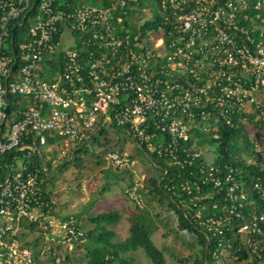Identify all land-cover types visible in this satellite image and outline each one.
<instances>
[{"label": "built area", "instance_id": "2783aa9c", "mask_svg": "<svg viewBox=\"0 0 264 264\" xmlns=\"http://www.w3.org/2000/svg\"><path fill=\"white\" fill-rule=\"evenodd\" d=\"M34 2L0 0V264H34L17 237L23 220L38 224L24 229L40 233V252L71 264L51 246L71 250L83 231L43 199L45 151L57 143L47 136L76 146L104 128L184 173L179 208L212 244V259L264 264V152L255 146L260 157L248 160L262 172L250 183L218 162L215 148L222 126L264 119V104L255 110L264 96V0H37L12 71L9 23ZM11 95L27 103L11 109ZM104 159L135 165L126 149H108ZM144 179L133 174L124 188L138 210Z\"/></svg>", "mask_w": 264, "mask_h": 264}, {"label": "rangeland", "instance_id": "374dc122", "mask_svg": "<svg viewBox=\"0 0 264 264\" xmlns=\"http://www.w3.org/2000/svg\"><path fill=\"white\" fill-rule=\"evenodd\" d=\"M76 4L94 5L99 0H73ZM74 4V3H73ZM151 10H157V4L151 3ZM144 16H142L143 18ZM30 22V18L28 19ZM264 103V102H263ZM246 130L250 139L255 138L256 128L254 125H247ZM105 137L108 139L107 145H103ZM46 145H41L44 149ZM76 146L71 141L65 140L62 143L47 148L45 151L51 166L46 176V191L52 202V209L58 216L66 214H75L76 207L81 206L78 214L74 215L82 231L86 232L89 227L94 226L86 215L91 217L95 212L103 211V208L109 211H115L119 214V219L115 224L107 225L117 234L114 240H120L128 233V217L137 209L133 203L124 195V188L127 186V175L121 174L118 178L113 175L105 176L106 171L111 169L115 174L113 166L109 165L104 159L106 148H122L131 152L135 157V165L130 169L131 174H144L145 177H151L158 174L153 164L144 156L141 149L131 146L126 142V137L120 132H114L104 128L96 133L94 138L86 140L80 149L75 150ZM250 150L252 146L248 147ZM256 148L264 151V128L260 130L259 140L256 142ZM216 151L212 149L211 156H215ZM214 159V157H212ZM211 158V159H212ZM67 159L69 162H64ZM97 161L99 163H97ZM60 163L61 166H58ZM66 165L62 168V165ZM143 209L147 211L151 221V240L160 249L163 250L164 264H183L180 258L189 259L196 251L198 245L195 242L197 232H187L177 227V214L169 208L168 200L162 198L158 201L160 195L146 196L140 193ZM87 208V209H86ZM36 236V233L27 234L23 240H29ZM40 251L42 245L39 244ZM72 264H85L84 246L73 245ZM63 250H66L63 247ZM132 256L138 264H152L149 258L143 253L142 249L133 251ZM34 264H55L47 255L40 252ZM191 259V258H190ZM190 259L188 261H190ZM185 264H188L186 262ZM206 264H226L221 258H209Z\"/></svg>", "mask_w": 264, "mask_h": 264}, {"label": "trees", "instance_id": "16d2710c", "mask_svg": "<svg viewBox=\"0 0 264 264\" xmlns=\"http://www.w3.org/2000/svg\"><path fill=\"white\" fill-rule=\"evenodd\" d=\"M110 0H99L97 4L94 5H107ZM74 3V4H73ZM63 4H72V5H80L73 2V0L65 1L63 0ZM22 16L9 23V29L11 27L20 22ZM151 24V20H145L144 25L148 26ZM28 28V20L20 26L15 35L14 42L16 46L24 39V34ZM10 39V38H9ZM10 54L9 50H7ZM47 63H51V60H48ZM259 100V106L255 109L258 112L262 108V104H264V96L258 94L257 96ZM9 103L11 109H15L19 107L21 104H25L26 99L11 95L9 97ZM242 115H246V113H242ZM248 115V114H247ZM253 117V115H250ZM256 128L255 138L250 139L246 130V125L244 123H240L238 125H224L221 127V136L215 142V148L218 152V156L216 160L221 164H227L235 170L236 176L241 178L248 179V182H254L257 175L262 174L259 170L257 164L248 163V160H258L260 157L259 152H255L256 142L260 137V130L264 128V119H257L254 124ZM62 136L56 135L55 137L47 136L48 143L57 142L60 144L62 140ZM94 138V136L92 137ZM108 139L105 137L103 145H107ZM83 144H78L74 148L78 150L81 148ZM252 146L251 150L248 148ZM137 148V147H136ZM114 149V148H106ZM140 149V148H138ZM142 149L148 153L149 157H146L151 161L154 166V169L158 171V174L145 177L144 185L142 188L138 190L139 193L146 196L160 195L158 201H161L162 198H166L168 200L169 208L173 209L177 214V227L182 230H186L187 232H197V237L195 242L198 247L196 251L189 257L180 258V261L185 264H206L208 259L211 258L210 251L212 249V244L206 243L205 237L197 224L193 221L188 220L182 210L179 208V198L186 197V192L181 190L179 184L185 178L183 172H180L177 167L168 165V159L166 157L158 156L154 151H147L146 147L143 145ZM118 150H123L122 148H118ZM143 152V151H142ZM264 152V151H263ZM131 159L135 160V157L132 153H130ZM64 162H69V160L65 159ZM100 162V161H99ZM97 161V163H99ZM40 162L36 161V165L40 167ZM60 163L58 166H61ZM66 165H62V168ZM50 162L46 160L47 172L46 174L41 173V177L43 178L42 182V196L43 199L47 202L48 208H50V212L53 214L52 202L49 197V192L46 191V176L48 173V169H50ZM116 170L115 174L108 169L105 173L106 177L113 175L114 178H118L121 174L127 175V182L132 178V174L130 169L127 167H113ZM4 165L1 170L4 171ZM65 216L64 218L68 217ZM90 220L94 223V226L87 230L83 231V241L76 242L74 245L78 247L79 245L84 246V258L85 264H138L133 256L132 252L137 249H142L143 253L147 258L152 262V264H164V254L163 250L158 248L151 240V221L148 217V213L144 209H140L133 212L129 217V227H128V235L121 241H115L114 238L116 233L113 229L107 227V225L115 224L119 219V214L115 211H107L101 212L89 217ZM79 225V224H78ZM22 228L20 229L17 237L25 246L31 247L33 249L34 263L38 260V256L40 253V245L42 241V237L40 233H36V236L29 240H23V238L29 234L25 231L24 228H29L31 231L39 230L37 223H30L26 220H23L21 223ZM80 227V226H79ZM74 247V246H73ZM71 250H63V246L61 245H52L51 250L56 251L58 254L62 255L63 258L67 261H70L72 264V252ZM52 261L51 256H48ZM242 257H246V253L242 254Z\"/></svg>", "mask_w": 264, "mask_h": 264}, {"label": "water", "instance_id": "95a60500", "mask_svg": "<svg viewBox=\"0 0 264 264\" xmlns=\"http://www.w3.org/2000/svg\"><path fill=\"white\" fill-rule=\"evenodd\" d=\"M69 1V0H68ZM37 2V0H35L34 4L30 7V9L23 15V17L21 18V21L19 23H16L14 24L11 29H10V32H11V36H10V44H11V47H12V53L14 55V61L13 63L11 64V70L13 71L16 67V64H17V57H16V46H15V42H14V35L16 33V30L18 27L22 26L24 23H25V20L26 18L28 17V15L30 13L33 12L34 10V7H35V3ZM244 78L246 79H249V77L247 75H243ZM8 91L6 92V96L8 97ZM9 111V103L6 104L5 106V112L7 113Z\"/></svg>", "mask_w": 264, "mask_h": 264}, {"label": "crops", "instance_id": "0c3cea01", "mask_svg": "<svg viewBox=\"0 0 264 264\" xmlns=\"http://www.w3.org/2000/svg\"><path fill=\"white\" fill-rule=\"evenodd\" d=\"M127 142V141H126ZM130 144H131V146H132V143L130 142ZM134 147V146H133ZM131 153V152H130ZM135 162H136V160H135ZM80 208H81V206H79ZM79 207H76V213L75 214H66V215H63L62 217H65V216H67V215H72L74 218H75V216L74 215H76V214H78V212L80 211L79 209ZM87 209V208H86ZM104 210L103 211H101V212H107V211H109V210H106V208H103ZM53 212H54V210H53ZM100 211H98V212H95V214H98V213H101ZM53 215H55V216H57V217H61V216H58L57 215V213H53ZM90 216L88 215V213H87V215H86V218L87 219H90L89 218ZM76 219V218H75ZM91 221V220H90ZM93 223V222H92ZM94 224V223H93ZM93 227V226H92ZM92 227H89V229H91ZM116 233V232H115ZM117 234V233H116ZM128 235V233L125 235V237ZM124 237V238H125ZM124 238H122V239H120V240H115V241H121V240H123ZM73 255H76V253L75 252H73Z\"/></svg>", "mask_w": 264, "mask_h": 264}]
</instances>
